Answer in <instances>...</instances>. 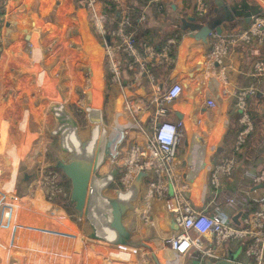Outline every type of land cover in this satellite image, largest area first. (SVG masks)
<instances>
[{"label":"crops","instance_id":"crops-1","mask_svg":"<svg viewBox=\"0 0 264 264\" xmlns=\"http://www.w3.org/2000/svg\"><path fill=\"white\" fill-rule=\"evenodd\" d=\"M250 1L262 8L260 16H264V0ZM202 2L203 11L199 10L198 0H0V253L8 252L16 237L19 243L27 235L17 220L12 225L14 206L7 204V198L37 197L38 191L46 197L43 190L52 188L59 190V195L68 193L74 180L72 166L66 161V147L72 144L74 148L72 124L79 137L91 125H100L102 131L103 123L112 127L111 134H115L109 137L113 140V145H108L113 149L109 154L120 170L115 179L123 175L122 186L128 189L140 176L138 197L133 203L135 213L143 189H147L145 203L152 207L151 201L161 198L153 196L152 190L158 186L167 189L170 176L180 187L185 180L192 187L197 184L188 194L189 204L196 209L210 210L213 201L233 199L234 206L223 207V212L235 218L236 224L258 209L253 200L264 199V184H255L253 177L264 170V73L256 75L254 66L264 63V43L248 32L253 20L250 24L242 19L229 22L227 13L214 12L213 0ZM189 18L199 22L210 18L204 41L183 29L185 23L191 24ZM131 26L137 35L136 49L139 55H145L152 81L140 75L138 65L129 70L133 59L125 61L126 55L118 50L123 32ZM168 40L173 41L172 58L161 55ZM143 44L146 49H155V54L147 56L145 48L142 54ZM111 53L116 55L118 66L111 64ZM124 71L132 75L128 86L135 96L125 93ZM174 83L181 87L179 98L159 105L162 94ZM249 88L255 90L246 100L253 129L235 156L240 115L235 105L238 94ZM160 107L167 112L160 120L179 125V142L171 173L161 172L156 180L145 147L151 140L152 123L159 119ZM177 114L182 118L178 119ZM197 135L203 137L204 144ZM104 142L103 138L102 145L99 141V153ZM137 146L145 155L128 167L126 163ZM218 148L225 151L217 152ZM231 156L235 167L230 175L219 174V187L214 188L213 170ZM101 162L94 174L106 168H101ZM195 170L199 173L192 175ZM202 172L205 176L200 181L198 174ZM72 198H68L70 202ZM160 212L156 210L154 215L161 214L163 225L159 221L158 233L163 239L170 233L172 222ZM132 217L139 229L136 214ZM66 218L76 225L78 217ZM154 219L155 229H148L151 236L158 229L159 217ZM7 222L11 230L3 227ZM6 233L11 235L9 246ZM203 240L207 248L213 244L209 236ZM238 247L234 242L227 249ZM165 257L160 261L167 264H183L185 258L173 255L168 261ZM207 260L212 259L201 256L194 262L189 258V264H205ZM238 262H248L242 252Z\"/></svg>","mask_w":264,"mask_h":264},{"label":"rangeland","instance_id":"rangeland-1","mask_svg":"<svg viewBox=\"0 0 264 264\" xmlns=\"http://www.w3.org/2000/svg\"><path fill=\"white\" fill-rule=\"evenodd\" d=\"M119 111L121 112L120 106H119ZM24 125H25V122H23L21 124V129H24ZM102 125H103V127H102L103 128V139L105 141L103 143L104 148H103L102 152L105 151L106 153L103 156V158L101 159L102 162H101L100 166H101V168H103V167H106V168L103 169L102 171L97 170L95 172V174L97 175V177L99 179L104 178V176H106V175L110 176V174H111V178H105V180H110V181L106 185H103V189H107V190H105L103 196L108 197L110 199H113V198L118 197V194H120V190L122 192H127V191H126L125 187H123L124 185L122 186V183H121L122 179H123V175H122V177H120L121 180H120V178L115 179V177L119 173V170H112L113 168L119 167L117 164H115L114 160H112V157L109 154L113 150V149L110 150V148L112 146H108L109 143L111 144L113 141V140H110L109 137H113V135L115 133L111 134L112 133V131H111L112 127L109 125V123H105V124L103 123ZM126 131H127V129H126ZM75 132H77V127H75ZM80 134H81V137L78 136V132H77V137L79 139V142H82L89 136V127L86 129V131H83ZM123 134H124V132L121 133L122 137H123ZM99 139L101 140V145H102V135L99 137ZM107 141H108V144H107ZM71 145L72 144H70L69 147H71ZM80 148H83V146L80 145ZM60 174H62V173H60ZM60 174H58V175H60ZM204 176H205V174H203L201 179L199 178L200 181L202 180V178ZM188 183H189V180H188ZM107 185H108V187H107ZM143 185H144V183H143ZM197 187H198L197 184H194L193 187L190 185V190L195 191V189ZM89 189H90L89 186H86V185L85 186H78V185H76L75 180H72L70 183L69 191L67 193L68 195L65 194V192L63 191L62 194L56 198V202L59 203L58 205L60 206V208L55 210L53 213H51L52 208H49V204L46 203L45 198L43 197V194L41 193V191H38V195H37L36 199H35V197L27 196V197H23L22 199L21 198L14 199L17 201H13L12 199L8 200V203L12 200L11 202L16 204V206H15L12 203V206H14V209L12 208V213L14 210L16 211V212L14 211V213H13V214H15L13 216V218H14V220H18V222L19 221L21 222V223L17 222L19 225V228L22 230L24 228L23 232H26L27 235L24 236L25 239H22L23 241L19 242V244L21 245L20 249H18L19 252L15 251V253H10L9 250H11V249L17 250L16 246L19 245L17 243V240H19V238L16 237L15 239H13L14 244H12V241L7 240L8 246H9V242H10V244H12L14 247L11 245L8 252L5 251V252L0 253V258L2 260L1 264H18V263L19 264H107V263L108 264H110V263L111 264H156L155 259L152 257L153 253L156 256V258L158 259L159 264H160V262L161 263L164 262V261H160L162 259V256L163 257L166 256L165 259L168 261L172 258L171 251L164 253L163 249H157L158 241H159V239H162L159 236L160 232L158 233L160 225L161 224L163 225V223H162L163 220L161 221V219H160L161 214L159 215L157 213L156 215H154V217L158 216L159 220H158V229L154 231L153 236L149 235V233H148L149 231L146 228V224L148 222L146 211L149 208V205L145 203V196L147 194L146 188L143 189L144 192H142V195L140 196L139 202L141 203V205L139 206V209H138L139 211H137L138 212V216H137L138 218L137 219H138L139 231L132 233V235H131L132 243L125 241L124 237L117 238L118 241L115 240V241H113V243H108V242H104V240L102 238L96 236L97 233L94 229L95 227H93V229H92L91 224L86 221V216L88 214V210L83 209L84 208L83 205L85 202V190L88 191ZM47 190L48 189H45V190H43V192L47 191ZM115 191H117V192H115ZM72 192H73V194L74 193L76 194V197L78 195L82 196V198L80 196V198H81L80 201L77 200V198H75V197L72 198ZM152 192H153L152 195L155 197H156V195L160 194L161 198L158 196L159 200L156 199V201L159 203H161V202L163 203V200H165V199H162V197H163L162 195H165V194L161 193V187L158 186V188L156 190H152ZM6 194H8V192ZM68 198L69 199L72 198V201L70 202L71 199L69 200ZM180 199L185 202V198H183L182 196H180ZM38 200H39V202H38ZM187 202H188V200H187ZM80 205H82V206H80ZM43 206H45V208ZM42 207H43V209H42ZM26 210H27V212H26ZM28 211L29 212L31 211L30 214ZM36 211H38V212H36ZM42 211H43V213H42ZM25 212H26V214H25ZM31 213H34V215ZM110 213H111L110 210L108 213L106 212V216L110 215ZM134 213H135L134 211H132L131 214H129L127 212L123 213L121 215L120 221L123 224L128 225L129 223H131V216L136 214V213L135 214ZM23 214L26 215L27 219L24 217ZM22 215H23V217H22ZM31 215H32V217H31ZM49 215H51V216H49ZM67 215H69V216L74 215V218L78 217V220H77L78 222L77 221L74 222L76 224L75 226L70 224L69 220H67V218H66ZM15 217H16V219H15ZM24 218L26 220H24ZM38 218H40V221H38ZM56 219H58L57 220L58 222L55 221ZM70 219H71V221H73L72 218H70ZM63 220H64V222H63ZM109 221H110V219H109ZM109 221L107 220V217L101 219L100 227L105 228V229H107V228L111 229L112 228V222L111 221L109 222ZM159 221H160V225H159ZM62 222H63V224H62ZM65 222H67L68 224ZM8 224L9 223L7 222L6 224H4L5 226H3V227L9 228L10 226ZM13 224H15V222H12V225ZM12 225H11V227H12ZM38 225H39V227H38ZM62 225H64V226H62ZM165 225H166V223H165ZM61 229H63V230H61ZM74 230H77V231H74ZM93 230L95 231V233ZM10 236L8 237V239L10 238ZM30 241H32V242L29 243ZM87 241H89V242H87ZM29 244H31V245H29ZM32 244L33 245L35 244V245L33 246ZM86 247H87V249H86ZM89 249H91V250H89ZM30 250H32L35 254H32V252ZM35 250L38 251L37 254H36ZM98 250H102V251H98ZM27 251L28 252L30 251V252L28 253ZM97 251L99 252V255H98ZM16 252H17V254H16ZM17 255H18V257H17ZM80 255H83V257ZM200 255H201L200 252L199 253L194 252L191 255L189 254V256L187 255L182 262H183V264H189V258L190 259L193 258L194 262H198L199 258L202 256V255L201 256ZM85 256H86V258H84ZM99 257H102L101 258L102 260ZM81 258H83V259H81ZM8 259H9V263H8ZM94 259H95V261H94ZM241 260L244 261V259H242V258H241ZM164 263L167 264V261Z\"/></svg>","mask_w":264,"mask_h":264},{"label":"built area","instance_id":"built-area-1","mask_svg":"<svg viewBox=\"0 0 264 264\" xmlns=\"http://www.w3.org/2000/svg\"><path fill=\"white\" fill-rule=\"evenodd\" d=\"M95 3V0H91ZM199 10H205V4L202 0H198ZM127 26V22L123 23V28ZM124 31V30H123ZM249 33L257 37L260 43H264V16L256 17L248 30ZM172 40H168L166 48L161 54L165 58L171 53ZM145 48V47H144ZM145 50L147 56L153 50L149 47ZM118 50L123 52L126 56L133 59L132 64L129 66V70L133 68L136 69V65L139 66L141 71V76L145 77L149 81L153 80L152 75L146 68L147 61L143 56L139 55L136 49V36L131 32H123L121 36V41L118 46ZM116 56L114 53L109 55L111 64H118L115 62ZM114 65V75L118 78V68ZM255 74L264 73V63L258 62L254 66ZM255 90L252 88L246 91H241L238 94L236 101V108L239 111V123L242 126V130L236 137L233 151L234 153L239 152L241 146L245 143L247 136L251 133L253 129L252 120L246 109V100L250 95H253ZM181 95V87L174 83L172 84L161 96L158 103L163 106L166 103H172ZM166 109L163 107L159 108L158 120L152 123V136L149 143L146 145L147 156L150 158L149 167L152 170L153 177L157 180V176L161 172L168 174L170 172V167L175 160L176 147L179 142V125L176 123L162 121L160 117L166 115ZM233 153V155H234ZM145 155L139 146L135 147L126 165L134 163L139 160L140 156ZM235 159L227 157L218 165L211 175V185L214 188L219 187V174L230 175L233 168L235 167ZM255 184H264V170L253 177ZM157 189V188H156ZM155 189V190H156ZM166 187L161 188V193L165 194ZM45 201L49 204V208H52L51 213L60 208L59 203L56 202V198L59 196L60 191L48 189L46 192ZM160 195V194H159ZM163 198L166 196L162 195ZM179 195V202L182 205V209H185L182 227L179 233L176 235L174 254L180 257H186L187 254H193L194 252H200L202 257H207L213 261L225 259L224 250L231 243H238L242 246V253L247 258V263L237 264H264V199H254V203L257 204L258 209L253 212L247 218H242L239 224H236L231 216L223 212L225 206L233 207V199H227L225 202H214L210 210H199L194 208L187 200L182 201ZM235 214V212L233 213ZM209 236L212 238V245L207 248V244L203 240L204 237Z\"/></svg>","mask_w":264,"mask_h":264},{"label":"bare ground","instance_id":"bare-ground-1","mask_svg":"<svg viewBox=\"0 0 264 264\" xmlns=\"http://www.w3.org/2000/svg\"><path fill=\"white\" fill-rule=\"evenodd\" d=\"M73 128H74V132H75V125L72 124ZM116 126V125H115ZM101 126L100 125H91L89 126V136L82 142H79V139L77 137V132H75V134H73L71 142L74 145V148H71L68 146L66 147L68 151V156L66 161H68V163H70V166H72V174H73V179L76 182V185L78 186H89V190H85V202H84V208L83 209H87L88 210V214L86 216V221L89 222L91 224V228L93 229V227H95V231L97 233L96 236L102 238L104 240V242H108V243H113V241L117 240V238H125V241L132 243V239H131V235L132 233L135 232V226H136V222L132 221L130 224L125 225L120 221L121 215L125 212H132L134 210V208L137 210L136 207L133 206V203L135 202V200L138 197V192H139V188H140V176L136 177L132 184L128 186V189H126L127 192H122L120 190V194H118L117 198H113L110 199L108 197L103 196V185H106L110 180H104L101 181V179H99L97 177L96 174H94V171L97 167V164H99L100 160L103 158L104 156V152H102V150L99 153V137L102 135L103 136V131L100 130ZM102 132V134H101ZM103 138V137H102ZM197 140H199L202 144L205 143V140L203 139V137L201 135H197ZM104 140V139H103ZM113 145V141L111 143ZM194 144V142H193ZM65 145L66 142H65ZM80 145L83 146V148H80ZM193 146V145H192ZM191 146V150H193ZM203 147V146H202ZM202 149V148H201ZM195 153H193L194 156ZM193 157H191L192 159ZM205 168V167H204ZM113 170H119L117 168H113ZM120 171V170H119ZM199 173L198 170H195L193 172L192 175H195ZM203 172L199 175L198 174V179L201 178L203 176ZM187 182V180H185ZM184 181L183 185L180 187L176 184L175 179L170 176L169 179V183H168V188L167 190H165V192L167 193L165 196V200L163 201V203H156V200H152V207L151 205L149 206V209L146 211L147 212V218H148V222L146 224V228L147 229H151L154 230L156 227V221L154 219V213L156 212V210H160L162 213L166 214L167 216H169L170 221L172 222V226L169 228L170 233H168V235L166 237H164L160 243L157 246V249H163L164 253L165 252H169L171 251V253L173 255L174 254V247H175V240L176 235L179 233L180 228L182 227V222H179V220H183L184 217V212L185 209H182V205L179 202V195H182L186 200L189 199L188 194L190 193V185L189 183L187 184ZM75 194V193H74ZM73 197L77 198V200L80 201V199L82 198L81 195H78L76 197V194ZM40 196V195H39ZM38 196V197H39ZM81 196V198H80ZM7 197V196H6ZM10 197V195H9ZM41 198V197H40ZM6 199V198H5ZM8 199V198H7ZM6 199V201H8ZM36 199V197H35ZM10 200V199H9ZM12 201V200H11ZM10 201V202H11ZM14 201V200H13ZM17 201V200H16ZM9 202V205L12 206V203ZM39 202V200H38ZM41 202V201H40ZM16 203V202H15ZM150 203V204H151ZM154 203V204H153ZM6 204V203H5ZM8 204V202H7ZM13 205L16 206V204L13 203ZM42 206V205H41ZM82 206V205H80ZM45 208V206H43ZM42 207V209H43ZM16 208V207H15ZM32 209V208H31ZM128 209H132V210H128ZM109 210L111 211L110 215L106 216V212L108 213ZM12 211V210H11ZM15 211V210H14ZM13 211V213H14ZM34 211V210H33ZM95 211V212H94ZM16 212V211H15ZM27 212V210H26ZM25 212V214H26ZM29 212V211H28ZM31 212V211H30ZM29 212V214H30ZM38 212V211H36ZM11 214V215H15V214ZM43 213V211H42ZM24 215V217L26 218V215ZM34 215V213H31ZM22 215V217H23ZM42 215V214H41ZM40 215V216H41ZM7 216V215H6ZM39 216V217H40ZM51 216V215H49ZM65 216V215H64ZM32 217V215H31ZM107 220L112 222V228L109 229H105V228H101L100 227V223H101V219L106 218ZM24 218V220H26ZM61 218V217H60ZM59 218V219H60ZM65 218V217H64ZM63 218V219H64ZM16 219V217H15ZM23 219V218H22ZM14 220V218L12 219ZM34 220V219H33ZM54 220V219H53ZM58 219H56L55 221H57ZM136 220L138 222L137 219V212H136ZM10 221V220H9ZM23 221V220H22ZM28 221V220H27ZM31 221V220H30ZM29 221V222H30ZM38 221H40V218H38ZM44 221V220H43ZM66 221V220H65ZM109 221V222H110ZM15 222V221H13ZM18 222V220H17ZM20 222V221H19ZM18 222V223H19ZM34 222V221H33ZM50 222V221H49ZM55 222V223H56ZM64 222V220H63ZM62 222V224H63ZM12 223V221H11ZM17 223V224H18ZM21 223V222H20ZM54 223V224H55ZM67 223V222H65ZM10 224V223H9ZM8 224V225H9ZM29 224V223H28ZM38 224V223H37ZM53 224V223H52ZM68 224V223H67ZM22 225V224H21ZM33 225V224H32ZM35 225V224H34ZM44 225V224H43ZM46 225V224H45ZM94 225V226H93ZM111 225V224H110ZM26 226V225H25ZM29 226V225H28ZM37 226V225H36ZM57 226V225H56ZM64 226V225H62ZM70 226V225H69ZM39 227V225H38ZM53 227V226H52ZM73 227V226H72ZM10 230L12 227H9ZM1 230V229H0ZM5 230V229H4ZM63 230V229H61ZM6 231V230H5ZM4 231V232H5ZM9 231V230H7ZM6 231V232H7ZM40 231V230H39ZM77 231V230H74ZM94 231V230H93ZM94 231V233H95ZM9 234V232H7ZM6 233V234H7ZM126 233V234H125ZM1 234V233H0ZM7 234V235H8ZM6 235V237H7ZM10 236V235H8ZM22 236V235H21ZM76 236V235H75ZM6 237H4V239H6ZM36 237V236H35ZM176 238V239H175ZM27 240V239H26ZM40 240V239H39ZM6 241V240H5ZM9 241V239H8ZM19 241V240H18ZM23 241V240H22ZM118 241V240H117ZM25 242V241H24ZM32 241H30L29 243H31ZM36 242V241H35ZM89 242V241H87ZM95 242V241H94ZM8 243V242H7ZM14 244V243H13ZM19 244V243H18ZM26 244V243H25ZM24 245V244H23ZM31 245V244H29ZM33 245V244H32ZM35 245V244H34ZM33 245V246H34ZM85 245V244H84ZM108 245V244H107ZM19 246H21L19 244ZM18 246V247H19ZM86 246V245H85ZM97 246V245H96ZM32 247V246H31ZM33 248V247H32ZM37 248V247H36ZM103 248V247H102ZM20 249V248H19ZM25 249V248H24ZM34 249V248H33ZM87 249V247H86ZM114 249V248H113ZM22 250V249H21ZM91 250V249H89ZM117 250V249H116ZM14 251V250H13ZM17 251V250H16ZM32 252V254H35L32 250H30ZM29 251V252H30ZM36 254H37V250ZM40 251V250H39ZM98 251H102V250H98ZM97 251V252H98ZM19 252V251H18ZM28 252V251H27ZM28 252V253H29ZM93 252V251H92ZM91 252V253H92ZM17 254V253H16ZM31 254V255H32ZM93 254V253H92ZM171 254V256H173ZM27 255V254H26ZM29 255V254H28ZM99 255V252H98ZM112 255V254H111ZM188 255V254H187ZM30 256V255H29ZM35 256V255H34ZM83 257V255H80ZM94 256V255H93ZM33 257V256H32ZM37 257V256H36ZM105 257V256H104ZM112 257V256H111ZM152 257L155 259L156 264H159L156 256L154 255V253L152 254ZM184 257V256H183ZM86 258V256L84 257ZM98 258V257H97ZM100 259L102 257H99ZM36 259V258H35ZM83 259V258H81ZM99 259V260H100ZM105 259V258H104ZM111 259V258H110ZM102 260V259H101ZM95 261V259H94ZM109 261V260H108ZM34 262V261H33ZM70 262V261H69ZM100 263V262H99ZM108 264V263H107ZM111 264V263H110Z\"/></svg>","mask_w":264,"mask_h":264},{"label":"water","instance_id":"water-1","mask_svg":"<svg viewBox=\"0 0 264 264\" xmlns=\"http://www.w3.org/2000/svg\"><path fill=\"white\" fill-rule=\"evenodd\" d=\"M215 4L214 12L217 10H222L225 14L227 13V19L229 22H233L237 19H242L246 24H250L252 20L256 17H259L262 14V8L256 4L251 2L250 0H213ZM209 19L206 22L196 21L194 18H189L191 24H187L182 20V24L185 23V28L187 29L191 35L198 39L204 41L209 34ZM123 82L126 86L125 93L128 97L137 95L135 91L131 90L128 86L129 82L132 80V75L123 72ZM178 119H181L182 116L177 114ZM225 150L218 148L217 152H223ZM235 222V218H234ZM242 251V246L240 245L237 250L225 249V259L220 260H207L205 264H237L238 256Z\"/></svg>","mask_w":264,"mask_h":264},{"label":"trees","instance_id":"trees-1","mask_svg":"<svg viewBox=\"0 0 264 264\" xmlns=\"http://www.w3.org/2000/svg\"><path fill=\"white\" fill-rule=\"evenodd\" d=\"M134 16V15H133ZM132 16V17H133ZM134 26L132 27L131 26V28H127V32H131V33H133L135 36H136V48H137V35L134 33ZM147 45L146 44H143V46H142V54L144 53V47H146ZM155 48H156V46H154ZM169 56H170V58H172V53H170L169 54ZM123 59L125 60V61H130L131 59L129 58V57H123ZM239 117H240V115H239ZM239 117H238V121H239ZM242 130V126L240 125V123H239V128H238V130H237V132H236V137H237V135L239 134V132ZM245 143H246V141H245ZM244 145V144H243ZM241 146V148H243L244 146ZM236 153H234V155H235ZM236 156V155H235ZM108 178H111V174H110V176L108 175ZM134 217H132L131 216V222L132 221H134ZM130 224V223H129ZM137 229V226H135V230ZM137 231H139V229H137Z\"/></svg>","mask_w":264,"mask_h":264},{"label":"flooded vegetation","instance_id":"flooded-vegetation-1","mask_svg":"<svg viewBox=\"0 0 264 264\" xmlns=\"http://www.w3.org/2000/svg\"><path fill=\"white\" fill-rule=\"evenodd\" d=\"M105 178H108V176L106 175V176H104V178H100L101 179V181H104L105 180ZM109 185V184H108ZM108 185H107V187H108ZM110 186V185H109ZM105 189H103V191H104ZM119 191V190H118Z\"/></svg>","mask_w":264,"mask_h":264}]
</instances>
